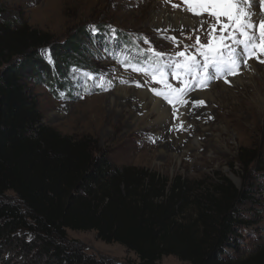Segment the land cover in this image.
<instances>
[{
  "label": "rangeland",
  "instance_id": "374dc122",
  "mask_svg": "<svg viewBox=\"0 0 264 264\" xmlns=\"http://www.w3.org/2000/svg\"><path fill=\"white\" fill-rule=\"evenodd\" d=\"M173 4L177 7H172ZM163 12L171 17L183 16L193 23L182 21L176 26L175 21L169 19L172 23L165 28L162 19L157 18ZM201 19L206 21L203 28ZM3 22L23 25L48 40L35 50L37 61L41 63L36 67L38 77L26 76L33 77L26 78V87L38 104L44 127L61 136L86 141L96 156H104L110 162L113 171L134 169L139 179L146 178L143 181L147 186L153 180L165 195L170 194L171 188L181 187L185 200L177 219L181 223L196 220L195 200L212 194L211 186L220 180L226 179L236 188L247 190L250 198L237 205L246 225L238 228L234 244L244 254L264 245V110L263 116L259 114L253 84V78L259 80L258 76L244 73L241 69L247 65L241 64L239 74L227 76L228 83L224 78H213L206 87L189 92L184 97L188 104H183L186 109L177 104L175 117L173 106L152 91L161 89V84L118 62L127 60L130 65L147 66L148 55L140 50H147L150 45L168 56L185 51L187 45L190 46L188 52L195 55L196 49L192 46L197 36L202 44L208 43L212 18L192 15L182 0H0V23ZM75 36L82 44L84 66L69 68L63 77L54 70L59 74L53 76L57 79L54 82L49 76L50 69L55 68L57 53L64 55V45ZM171 36L176 37L177 43L165 39ZM143 38L150 45L145 44ZM128 41L136 48L128 46ZM248 61L254 67H262L260 73H264V63ZM84 73H89L91 78ZM168 82L179 87L178 81L170 76ZM137 83L141 86L137 87ZM261 86L264 92V82ZM119 89L150 93L168 108L169 120L160 124L161 127H154L155 115L147 106L148 117L135 127L129 126L130 105L123 113L108 107L109 98ZM203 92L207 93L205 97L194 96ZM200 100L203 105L193 106ZM180 109L186 110L184 122L178 121ZM169 136L172 138H167ZM175 141L182 145V152H175ZM7 196L10 199L14 195L8 193ZM155 201L154 204L159 203L157 198ZM66 236L69 242L76 243L86 255L97 260L138 264L133 253L118 244L98 241L95 232L67 230ZM9 255L15 258L11 264H25L16 251ZM158 264L188 263L170 256L163 257Z\"/></svg>",
  "mask_w": 264,
  "mask_h": 264
},
{
  "label": "trees",
  "instance_id": "16d2710c",
  "mask_svg": "<svg viewBox=\"0 0 264 264\" xmlns=\"http://www.w3.org/2000/svg\"><path fill=\"white\" fill-rule=\"evenodd\" d=\"M43 37L23 25L0 23V264H11L14 251L25 264H113L86 255L67 240V230L95 232L98 241L133 253L138 264L170 256L188 264H264V245L244 254L234 244L238 228L246 225L237 205L250 198L247 190L222 179L211 186L212 194L195 200L196 220L181 223V187L165 195L134 169L113 171L86 141L43 126L26 87L27 79L38 77L35 50L48 42ZM81 48L75 36L64 55L57 53L49 76L54 82V70L63 77L69 68L84 66ZM8 193L14 196L8 199Z\"/></svg>",
  "mask_w": 264,
  "mask_h": 264
},
{
  "label": "snow or ice",
  "instance_id": "6c2138e0",
  "mask_svg": "<svg viewBox=\"0 0 264 264\" xmlns=\"http://www.w3.org/2000/svg\"><path fill=\"white\" fill-rule=\"evenodd\" d=\"M253 2L254 0H182L186 10L192 15H207L214 20V23L209 24L207 44H202L197 36L195 45L192 46L196 49L195 55L188 52L190 46L186 45L185 51L168 56L166 53L155 51L150 42L143 38L144 43L150 45L147 50H140L142 54L148 55L147 66L130 65L127 60L118 62L126 69L131 67L132 71L151 76L154 83L161 84V89L152 91L154 95L162 97L172 105L173 114L176 115V105L186 104L184 97L195 88L206 87L213 78H224L225 83H228L227 76L239 74L241 64L247 65L250 59L264 63V0H260L261 18L258 22L254 18L256 14L252 11ZM172 7L177 5L173 4ZM205 22L204 19L200 20L201 28ZM165 39L177 43L175 36ZM84 75L91 78L89 73ZM169 76L178 81L179 87H174L168 82ZM136 86L141 85L137 83ZM203 103V100H200L193 106Z\"/></svg>",
  "mask_w": 264,
  "mask_h": 264
},
{
  "label": "bare ground",
  "instance_id": "6f19581e",
  "mask_svg": "<svg viewBox=\"0 0 264 264\" xmlns=\"http://www.w3.org/2000/svg\"><path fill=\"white\" fill-rule=\"evenodd\" d=\"M252 11L256 14L254 17L256 21L258 22L259 18H261V4L260 0H254L252 3ZM171 15V14H170ZM168 13L163 12L157 16L159 20H161L162 26L165 28L172 23L169 19H172L175 21V25H180V23L183 22H189L193 23V21H189V19L185 17H179L175 15L174 17H171ZM174 25V24H173ZM255 59H253L254 61ZM250 63L248 61L247 67L242 68L241 70L248 74V75H253L255 73L259 80H256L253 78V84H254V94H255V99H256V104L258 106L259 114L262 113L264 110V92L262 88V82H264V73H260L262 70V67L260 66H249ZM243 66V65H242ZM249 66V67H248ZM117 85V84H116ZM117 88V87H116ZM122 88V87H121ZM129 90V89H128ZM127 89H119L117 94L113 96L112 98H109L108 101V107L111 108L112 110H116L119 113H123L129 105L132 107V113L130 112V116L128 119V125L131 127L137 126L141 121H143L145 118L148 117L149 113L145 112L147 111V106L151 109L150 112H153L155 115V121L153 122L154 127H159L160 124L167 122L169 120V111L167 110L168 108L164 107L160 102H158L156 99H153L150 93L146 91H128ZM131 90V89H130ZM207 93L203 92L194 96H197L199 98L205 97ZM111 96V95H110ZM193 97V96H191ZM191 99V98H190ZM195 99V98H194ZM189 101V100H188ZM187 104V103H186ZM188 105V104H187ZM185 108V105H183ZM183 108V109H184ZM186 109V108H185ZM170 110V109H169ZM181 111V109H180ZM186 110H182L180 113V117L178 121L184 122V112ZM191 112V111H190ZM113 113V112H112ZM118 113V114H119ZM195 113V112H194ZM192 115V114H191ZM262 115V114H261ZM188 116V115H187ZM263 116V115H262ZM176 117V115H175ZM187 118V117H186ZM190 119V117H189ZM144 125V124H143ZM146 125V124H145ZM182 125V124H181ZM144 126H142L143 128ZM161 127V126H160ZM170 127V126H169ZM148 128V127H147ZM264 128V127H263ZM140 129V128H139ZM151 129V128H150ZM179 129V128H178ZM137 130V129H136ZM130 132V131H129ZM167 133V132H166ZM192 134V133H191ZM168 135V134H167ZM166 135V136H167ZM171 136V135H170ZM167 137V138H172V137ZM190 136V135H189ZM174 138V137H173ZM196 138V137H195ZM180 141V140H179ZM179 141H175L174 145H177L175 148V152H182V145H180ZM187 145V144H186ZM185 145V146H186ZM168 146V145H167ZM171 147V146H169ZM168 148V147H167ZM184 148V147H183ZM186 148V147H185ZM172 149V148H171ZM170 151V150H169ZM172 152V151H171ZM183 154V153H182ZM177 155V154H176Z\"/></svg>",
  "mask_w": 264,
  "mask_h": 264
}]
</instances>
